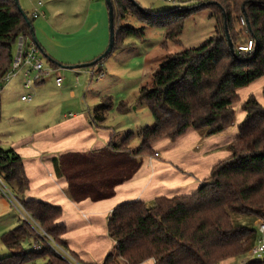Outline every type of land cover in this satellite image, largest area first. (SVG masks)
Segmentation results:
<instances>
[{
    "label": "trees",
    "instance_id": "trees-1",
    "mask_svg": "<svg viewBox=\"0 0 264 264\" xmlns=\"http://www.w3.org/2000/svg\"><path fill=\"white\" fill-rule=\"evenodd\" d=\"M110 2L114 27L111 52L128 47L129 39L143 38L147 26L164 30L163 40L153 51L161 62L139 88L136 100L147 108L153 122L118 141L115 136L102 153L56 159V175L66 180L67 194L74 202L109 199L115 186L138 171V159L154 155L155 143L175 141L187 129L205 137L222 134L233 126L238 108L244 116L227 148L229 156L211 168L195 193L159 197L149 207L135 201L112 210L106 227L115 248L103 264H116V259L123 264L243 260L255 246L257 224L264 219V105L253 95L242 101L238 92L264 78V0H194L187 9L177 5L159 15L140 12L129 0ZM203 10L213 22L212 36L198 48L172 53L174 47L181 46L184 22ZM24 14L30 25L13 0H0V80L10 69L18 36L36 46L30 33L34 20ZM248 41L253 44L252 52H237V47ZM261 95L264 100V86ZM110 106V98L103 97L91 111L93 122L103 123ZM125 108L124 102L117 106L119 112ZM135 140L138 145L134 147ZM0 178L28 218L1 236L9 255L1 258L0 264H36L38 260L42 264H69L49 247L46 237L40 236L43 232L68 252L61 239L65 233L59 223L62 211L26 198L28 180L20 157L12 150L0 149ZM25 244L28 250L23 249Z\"/></svg>",
    "mask_w": 264,
    "mask_h": 264
},
{
    "label": "crops",
    "instance_id": "crops-1",
    "mask_svg": "<svg viewBox=\"0 0 264 264\" xmlns=\"http://www.w3.org/2000/svg\"><path fill=\"white\" fill-rule=\"evenodd\" d=\"M38 1L41 2L39 10L43 16L31 24L35 38L33 42L39 50V58L44 57L51 67L59 69L57 65L73 67L91 63L105 51L109 30L104 0H26V14L31 15ZM93 37L94 40H90ZM82 41H85L84 45H81ZM136 42L135 39H129L126 43L130 45L116 52L124 56L146 53L143 66L149 68L153 61L148 57L154 56L155 48L142 51L144 53L137 52ZM72 46L75 47L74 51ZM14 53L15 47L13 55ZM96 70L104 77L101 69ZM84 76L93 77L87 71ZM20 77L22 78L21 74ZM52 80L54 82V77ZM43 82L44 80L36 84ZM257 84L261 91L264 78L238 92L240 97L242 94L244 96L242 101L253 95L247 91ZM21 90L23 92L20 96L25 95L24 89ZM66 90L62 94H66ZM260 93L259 98L256 94L254 96L264 105ZM66 95L68 104L76 105L74 112H60L53 120L48 119L50 124L38 126L23 136L15 135L14 139L11 138L8 150H12L22 161L28 180L26 198L61 209L59 223L65 227L61 239L65 249L81 264H103L108 255L114 254L115 244L109 238L106 226L109 215L116 206L140 201L149 207L159 197L171 198L195 193L208 179L211 168L229 156L227 148L236 138V126L244 116L236 108L235 123L219 135L205 137L203 133L187 129L175 141L161 140L155 143L152 147L154 155L138 159V171L130 180L115 186L111 198L74 202L67 194L66 180L55 173L54 161L63 156H86L107 151L112 139L118 134L121 138L129 132V128L127 129L126 125L119 127L109 123L107 116L101 124L93 122L91 110L106 97L100 92L93 91L82 97L84 101L89 98L93 108H89L87 104L82 108V103L77 102V95L73 90H68ZM126 111L127 106L124 111L118 113L122 116ZM46 118L47 115L43 114L40 119ZM120 138L116 136L115 141ZM137 145L138 140L132 146ZM241 262L232 259L221 264H242ZM142 264L154 262L148 260Z\"/></svg>",
    "mask_w": 264,
    "mask_h": 264
},
{
    "label": "rangeland",
    "instance_id": "rangeland-1",
    "mask_svg": "<svg viewBox=\"0 0 264 264\" xmlns=\"http://www.w3.org/2000/svg\"><path fill=\"white\" fill-rule=\"evenodd\" d=\"M21 10L26 13V0H17ZM134 3L149 14L159 15L168 12L176 7V4L168 3L166 0H133ZM180 6L181 9H187L194 3V0H183ZM103 5H105L103 1ZM28 15V14H27ZM36 20V19H35ZM34 20V21H35ZM33 21V22H34ZM133 28L139 25L132 24ZM213 22L208 19L205 10L194 14L188 18L183 24V31L180 37L181 46L174 47L172 53L181 51L182 49H195L200 47L209 37L212 36ZM96 33V32H95ZM93 34L94 37L96 36ZM144 37L135 39V49L137 52L149 51L156 48L163 40L164 30L162 28L145 27ZM94 37L90 40H94ZM109 37V36H108ZM142 40V41H141ZM139 42V43H138ZM141 42V43H140ZM29 40L25 41L28 44ZM82 41L81 45H84ZM82 47L79 48L81 50ZM73 51L74 46L71 48ZM146 49V50H143ZM144 53V52H142ZM146 54V53H144ZM144 54L135 56L118 55L116 51L110 53L104 58L103 62L90 68H82L77 70H69L62 68L51 67L49 61L40 58L44 69H56L59 76L62 78L61 88L57 89L54 86L53 75L44 77V82L41 84H33L31 89L24 90L26 94H33L34 100L31 103L21 104L19 97L23 92L21 90L23 79L20 74L15 78L0 86V143L2 150H8L11 138L15 135L23 136L32 129L35 130L38 126L50 124V118L57 117L60 112L68 114L74 112L76 105H69L67 102L68 90H73L77 95V102L87 104L89 108H93L91 100L82 99L93 91L100 92L102 95L110 98V109L106 112L108 122L119 127L127 126L129 132H136L140 128L149 127L152 125V117L147 108L136 102L138 90L144 86L150 79L151 74L157 69L161 59L158 56L150 55L153 65L144 68ZM40 56V55H39ZM153 57V58H152ZM63 66V65H62ZM65 67V65H64ZM101 69L104 77L100 80H95L94 77L87 78L84 72L91 73ZM75 73V74H74ZM53 76V77H52ZM42 80V81H43ZM39 83V82H38ZM66 90V94H62ZM259 86H252L247 92L257 95L259 98ZM92 91V92H91ZM62 94V96L60 95ZM261 94V93H260ZM262 96V95H261ZM256 97V99H257ZM241 98L244 99L243 94ZM121 101L126 103L127 111L123 115H119L117 106ZM259 102V100L257 99ZM92 111V110H91ZM47 115L45 120L40 119L42 115ZM236 119H234L235 123ZM120 138V135H116ZM124 136V135H123ZM137 141V140H136ZM136 141L134 143H136ZM21 221H28L26 214L23 212L16 199L10 192L9 188L0 178V238L1 236L14 229ZM264 222V219L262 220ZM258 239H263L264 236L258 234ZM24 250H28L27 244L23 245ZM9 255V252L2 246L0 241V259ZM248 255V254H247ZM246 257L237 259V262L242 264L252 261L253 258ZM76 260V259H75ZM43 261L38 260L36 264H42ZM116 264H123L122 260L116 259Z\"/></svg>",
    "mask_w": 264,
    "mask_h": 264
},
{
    "label": "built area",
    "instance_id": "built-area-1",
    "mask_svg": "<svg viewBox=\"0 0 264 264\" xmlns=\"http://www.w3.org/2000/svg\"><path fill=\"white\" fill-rule=\"evenodd\" d=\"M168 3H173L181 5L183 0H166ZM41 2H37L36 6L33 7L31 13V18L33 20L38 19L43 16L40 12ZM253 44L251 41H248L245 45L237 47V52L249 54L252 52ZM17 74H21L23 83L22 88L24 90L31 89V86L35 83H38L44 79L46 76H54V83L57 88L61 87L62 78L59 76L56 69H44L42 62L39 58V51L36 46L29 41L28 44H25V41L21 36H18L15 43V53L11 62L9 71L5 76L0 80V86L6 84ZM91 76L96 79H100L102 75L100 73L91 72ZM20 102L22 103H31L34 100L33 94H25L20 96ZM28 219V218H27ZM257 232L260 235L264 236V222H259L257 224ZM40 236L47 238L49 247L62 259L67 261L69 264H80L77 260L70 256L63 248L56 245L51 241L43 232H40ZM34 250L37 251L38 248L34 247ZM247 257L253 258L256 261H264V241L263 239H258L255 246L249 251Z\"/></svg>",
    "mask_w": 264,
    "mask_h": 264
},
{
    "label": "water",
    "instance_id": "water-1",
    "mask_svg": "<svg viewBox=\"0 0 264 264\" xmlns=\"http://www.w3.org/2000/svg\"><path fill=\"white\" fill-rule=\"evenodd\" d=\"M13 1H14L15 5L17 6V9L21 12L23 18L27 21V17L22 12V10H21V8H20V6L18 4V1L17 0H13ZM129 1L134 5V7L138 11L143 12V10L139 7V5L134 3L133 0H129ZM104 3H105L106 8H107L108 30H109L108 44H107V47H106L105 51L97 59H95L91 63L82 64V65L73 66V67H64L62 65H57L59 68H62V69L69 68L70 70H77V69H82V68L83 69L84 68H90V67L95 66L99 61H101L102 59H104L105 57H107L111 53V51L113 49V46H114L113 9H112V5H111L110 0H104ZM27 24L30 25V23L28 21H27ZM30 33H31V37H32L33 41L35 42V38H34V34H33V31H32V28L30 29ZM224 34H225V39H226V43H227L228 49L232 53L233 52L232 44L230 42V39L228 37L226 29L224 31Z\"/></svg>",
    "mask_w": 264,
    "mask_h": 264
}]
</instances>
